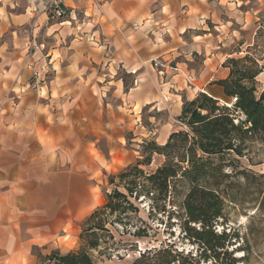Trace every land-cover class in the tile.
<instances>
[{
	"label": "crops",
	"instance_id": "1",
	"mask_svg": "<svg viewBox=\"0 0 264 264\" xmlns=\"http://www.w3.org/2000/svg\"><path fill=\"white\" fill-rule=\"evenodd\" d=\"M69 1H65L67 10L71 8ZM248 3L106 0L100 8L90 3L94 11L89 20L94 23L93 30L77 37L69 31L67 50L56 49L55 43L48 48L40 44L43 52L36 43L39 29L49 37L53 32L48 22L60 21H50L38 0H26L24 12L19 11L15 0H0V264H33L38 254L72 249L62 241L77 212L73 206L78 194L73 179L53 177L54 140L59 130L67 131L63 137L72 141L74 150H90L103 126H112L110 118L103 120L101 100L95 96L67 95L62 100V112L55 117L63 125L54 127L55 118L38 105L44 97L52 99L49 92L53 82L40 85L45 88V96L26 93L30 83L43 82L51 67L63 64L62 69L71 81L67 86L74 81L91 86L114 80L119 71L132 76L137 86L149 78L152 84H160L159 97L174 118L180 115L183 102L193 100L198 93L212 97L220 105L228 104L230 97L215 82L227 78L228 70L222 63L233 54L223 53L218 45L224 29L228 31L225 24L251 18L248 10L253 9L246 8ZM215 39L220 42L215 44ZM28 47L35 49L30 57L25 51ZM55 52L58 57H53ZM39 53L45 67L38 64ZM222 55L225 57L220 58ZM154 61L164 66L154 68ZM116 82L122 84L121 79ZM27 99L29 111L23 109ZM89 99L94 101L93 106L87 104ZM153 102L146 104L156 107L158 101ZM168 132L169 127L160 132L161 145ZM91 160L95 166L96 162ZM93 202L100 203L99 198Z\"/></svg>",
	"mask_w": 264,
	"mask_h": 264
},
{
	"label": "rangeland",
	"instance_id": "2",
	"mask_svg": "<svg viewBox=\"0 0 264 264\" xmlns=\"http://www.w3.org/2000/svg\"><path fill=\"white\" fill-rule=\"evenodd\" d=\"M15 1L19 11L24 12L26 0ZM247 1L249 3L246 8L253 9L248 10L252 14L251 18H247L245 22L225 24L229 32L224 29V36L218 45L223 53L233 55L230 58L224 55L219 57H225L222 67L226 68L225 66H229L228 59H241L247 56L249 61L234 68L251 73L260 70L252 84L246 83L247 87L252 85L255 88V96H258L264 90V0ZM67 5L72 10H67L60 22H48L53 34L45 37L43 33L45 30L39 29L36 43L43 52L45 50L43 45L48 48L54 43L56 49L67 50L66 36L69 31H74L77 37L93 30L94 23L89 20L93 17L94 11L87 0H71ZM67 21L70 23H65ZM212 27L213 25L209 23V29L214 35ZM218 40L215 39L214 43L216 44ZM31 50L32 47L25 50L29 57ZM34 51L35 49L32 50ZM53 57H58L57 52ZM40 63L44 66V62L39 59L38 64ZM55 66L47 71L43 82L32 81L26 93L31 91L32 94L45 96V88L41 89L40 85L44 82L48 85L53 82L50 84L52 90L49 92V95H53L52 99L46 100L44 97L42 101H38V105L49 112L52 118L62 112L65 105L62 100L67 95H83L88 98L95 96L101 100L103 120L110 118L112 123L111 127L103 126L102 134L96 136L95 146H91L90 150L82 148L74 150L72 141L67 140L68 137H63L67 131L59 130L58 137L54 140L53 177L66 176L73 179L74 190L78 194L76 204L73 206L77 212L73 223L67 226V237L62 242L71 246L72 251L85 252L91 264H160L161 256L156 260L151 256L154 251L162 250L166 246L171 247L177 254L181 253L183 257L189 256L192 260L199 258L201 247L193 239L186 237L185 234L188 233L183 229L186 215L181 204L189 187L184 179L172 185L170 199L164 200L153 193H142L138 200L130 199L136 208L135 212L123 204L120 209L123 213L116 212L100 217L105 230L95 231V237H89L85 233L88 226L83 225L84 220L95 208L105 204L106 194H111L114 190L126 194L118 179L112 181L111 176H117L128 165L142 160L143 155L147 156L148 149L143 145L145 142L154 141L161 145L158 136L166 127H169L168 136L172 132L185 131L187 127L185 123L178 121V117L174 118L167 105L161 101L160 84H152L149 78L140 81L137 86L132 76L119 71L114 80L95 82L91 86L74 81L67 86L70 80L62 69L63 64ZM98 74L102 77L100 71ZM120 79L122 84L116 82ZM163 92L167 94V89ZM154 100L158 101L156 107L153 104ZM89 101L91 102L87 104L93 106L94 101L92 99ZM149 102L153 103L147 105ZM144 103L146 105L142 106ZM23 105L24 110H30L29 99L23 102ZM52 122L54 127L58 124L63 125L59 118ZM72 136L71 134L70 137L73 138ZM90 137L92 139V136ZM243 154L245 156L240 158L241 164H231L223 168V174L227 175L222 178L223 188L228 196L224 197L223 215L215 225V232L228 234L230 244L225 242L227 253H224L223 249L210 250L208 262L201 264H233L234 258L236 260L234 264H264V181L254 179L250 173L244 174V169L264 174V135L253 138ZM91 158L97 166L93 165ZM164 163V156L151 154L150 164L141 165L139 168L145 173H150ZM207 180L209 182L212 179ZM97 197L100 203L92 204ZM93 240L97 241V247L94 249L88 245V242ZM54 250H49L45 255L51 254ZM221 251L222 253H219ZM216 254H220L218 259L215 257ZM33 264H39V259L37 258Z\"/></svg>",
	"mask_w": 264,
	"mask_h": 264
},
{
	"label": "trees",
	"instance_id": "3",
	"mask_svg": "<svg viewBox=\"0 0 264 264\" xmlns=\"http://www.w3.org/2000/svg\"><path fill=\"white\" fill-rule=\"evenodd\" d=\"M247 61V56L228 59L229 66H225L229 71L227 78L215 82L223 88L227 97H237V102L231 108L220 105L204 93H199L191 101H184L178 121L185 123L187 130L172 132L163 145H157L154 141L145 142L143 145L148 149L147 156L143 155L142 160L128 165L117 176H111L112 181L118 179L126 194L114 190L105 195V204L84 220L83 225L88 226L85 233L89 237H95V231L105 230L101 216L123 213L120 211L123 204L135 212L130 199L138 200L142 193L170 199L172 185L184 179L189 187L181 204L186 215L183 229L188 233L186 237L201 247V255L192 260L166 246L154 251L151 258L156 260L161 256L160 264H201L208 262L210 250H225V242L230 244L228 234L215 232V225L223 215L224 197L228 196L223 188L222 178L227 177L223 174V168L241 164L240 158L245 156L243 152L247 144L257 135H264V90L255 96V88L246 86V83L252 84L260 70L251 73L234 68ZM151 154L164 156L165 163L145 173L139 166L149 165ZM249 173L254 179L264 181V174L244 169L245 175ZM207 178L212 180L208 182ZM88 245L94 249L97 241H89ZM219 255L216 254V259ZM37 258L39 264H91L90 258L82 250H70L65 254L54 250L49 255L38 254ZM235 261L234 258L233 264Z\"/></svg>",
	"mask_w": 264,
	"mask_h": 264
},
{
	"label": "built area",
	"instance_id": "4",
	"mask_svg": "<svg viewBox=\"0 0 264 264\" xmlns=\"http://www.w3.org/2000/svg\"><path fill=\"white\" fill-rule=\"evenodd\" d=\"M66 0H38L44 6V12L48 14V19L50 21H60L63 19L67 6L65 4ZM93 7L100 8L106 0H88ZM152 66L154 68H162L164 64L159 61H154ZM173 71H177L176 67H170ZM237 102V97H231L229 104H224L228 108H231ZM237 114V113H236ZM241 120L243 116L240 114L239 117ZM237 122V120H235Z\"/></svg>",
	"mask_w": 264,
	"mask_h": 264
},
{
	"label": "bare ground",
	"instance_id": "5",
	"mask_svg": "<svg viewBox=\"0 0 264 264\" xmlns=\"http://www.w3.org/2000/svg\"><path fill=\"white\" fill-rule=\"evenodd\" d=\"M65 24V23H64Z\"/></svg>",
	"mask_w": 264,
	"mask_h": 264
}]
</instances>
